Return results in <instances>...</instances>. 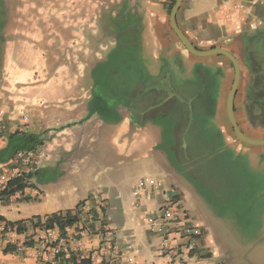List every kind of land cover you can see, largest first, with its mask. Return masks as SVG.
<instances>
[{"label":"crops","instance_id":"1","mask_svg":"<svg viewBox=\"0 0 264 264\" xmlns=\"http://www.w3.org/2000/svg\"><path fill=\"white\" fill-rule=\"evenodd\" d=\"M175 2L0 0V55L31 44L41 49L46 72L55 52L59 61L66 60L63 53L79 54L74 61L82 66L81 47L89 42L92 84L114 82L120 68L127 85L134 84L106 114L85 118L90 100L83 107L80 94L36 109L24 132L42 134L37 148L46 158L26 192L40 195L0 199V215L12 222L44 218L101 198L104 223L94 226L106 232L84 237L80 254L92 256V264H163L156 257L160 236L151 231L148 215L158 212L164 198L139 191L160 179L179 195L188 222L203 231V264H264V145L236 136L228 115L235 66L224 54L188 51L171 26ZM177 23L199 50L223 48L236 58V121L246 135L264 139V0H183ZM18 65L24 71L12 74L16 81L30 74L46 78L40 83L83 82L79 75L38 77L27 70L29 62ZM154 83L158 89L145 88ZM5 110L8 132L20 118ZM7 132L0 153L10 141ZM240 217L251 222L239 223ZM70 245L78 248L73 240ZM0 264L55 263L0 248Z\"/></svg>","mask_w":264,"mask_h":264},{"label":"built area","instance_id":"2","mask_svg":"<svg viewBox=\"0 0 264 264\" xmlns=\"http://www.w3.org/2000/svg\"><path fill=\"white\" fill-rule=\"evenodd\" d=\"M6 110L0 107V137L7 130ZM29 120L28 115L23 116L24 124ZM46 158L43 149L20 150L8 160L0 171V191L6 187L7 182L22 172H33L40 169ZM30 182V179L27 180ZM150 188L142 186L139 191L147 193L154 192L164 198L163 204L159 206L155 215L149 216V224L152 232L160 236L156 249V257L163 264H203L205 255L201 251L200 238L203 231L189 223L188 212L180 206L179 195H172L171 190L166 188L160 179H151ZM29 187V186H28ZM27 188V187H26ZM26 188L19 193L22 198H36L40 194L26 192ZM16 193V194H17ZM97 199V198H96ZM100 207L103 200L98 199ZM89 204L83 205V213L89 211ZM100 209V208H99ZM97 231L100 229H97ZM94 234L88 222L81 221L71 226L60 229L59 226L52 228L37 227L31 231L20 233L16 225H10L6 221H0V248L13 247L18 252H33L36 257L46 263L58 264L61 254L67 257L73 251L81 255L79 248L84 237ZM73 240L78 248H72L70 241ZM112 240L107 241L112 247ZM32 243L30 246L29 244ZM207 252V254H209ZM82 256V255H81ZM92 258V256H90ZM58 258V259H57Z\"/></svg>","mask_w":264,"mask_h":264},{"label":"rangeland","instance_id":"3","mask_svg":"<svg viewBox=\"0 0 264 264\" xmlns=\"http://www.w3.org/2000/svg\"><path fill=\"white\" fill-rule=\"evenodd\" d=\"M95 28L97 29L96 25ZM89 38V37H88ZM13 44H10L12 46ZM2 48V45H1ZM10 49V48H9ZM7 49V52L0 55V106L3 105L4 108L6 107L9 109V111L14 115L13 119L20 118V122L18 124H15L13 126L12 131L5 133H13L17 130L24 131L25 129H28V125L24 124L23 122V116L28 115L30 118V115L35 113L36 109H43V108H53L58 107L60 102H64V99H68L70 97H73L75 94L81 95L82 97V104L83 107H86L89 100L93 97V87L96 91H100L103 93L106 97V100L110 102H114L117 97V92L127 91V83L125 82L123 76H122V69H116L115 74L113 75L114 82H111L112 78H109L110 81L106 83H94L91 82V68L88 64H90L89 61H86L87 59H91V51H90V45L88 42V46L81 47V53L83 57V65L78 66L75 64V61L78 62V59L80 58L79 54L74 55L75 52H67L64 55H67L65 61H59V57L57 56L59 52H55L56 60H52L50 63L49 61L45 62V71H42V54L41 49L36 51L35 47L31 44H20V46H13L12 50L10 51ZM38 49V48H37ZM105 53H100L99 55L103 56ZM117 54V53H116ZM5 55V59H4ZM10 57V58H9ZM81 57V58H82ZM24 60V61H23ZM22 62H29L30 66L27 68L29 72H37L38 77H42V75H62L64 77L69 76H81L83 78V82L80 84H74V83H40L39 80H46V78H33L30 74L28 77L24 76L22 79L16 81L13 73H15L16 70H23L24 68H19L18 63ZM66 64V65H65ZM35 67V68H33ZM125 87V89H124ZM17 117V118H16ZM13 121V120H11ZM48 130V129H45ZM4 133V135H5ZM3 135V136H4ZM1 171V169H0ZM90 202V201H89ZM89 204V211L91 210H98L100 211L102 207H100L99 202H95L93 204ZM100 208V209H99ZM104 209V208H103ZM86 215V212L84 213ZM240 216L243 214L239 213ZM99 220L104 223V219L102 218V212L99 214ZM89 225L92 223V213L89 215ZM103 219V220H102ZM239 223H250L249 219L240 217ZM97 221V220H95ZM95 223V222H94ZM99 231L94 232L95 233H104L106 232V229L104 227L99 228ZM105 236V235H104ZM109 241V240H108ZM105 243V241H103ZM112 242V241H111ZM37 259H39L37 257ZM40 260V259H39ZM41 261V260H40ZM44 262V261H42ZM46 263V262H44Z\"/></svg>","mask_w":264,"mask_h":264},{"label":"trees","instance_id":"4","mask_svg":"<svg viewBox=\"0 0 264 264\" xmlns=\"http://www.w3.org/2000/svg\"><path fill=\"white\" fill-rule=\"evenodd\" d=\"M101 83V82H98ZM133 83H129L127 85V91L117 92V99L114 102H110L106 100V97L103 93H101L99 90L96 91L93 87V97L89 102L88 108L89 112L88 115L85 118L90 117L95 112H101L106 114L107 112L114 111L120 104H122L123 99L129 94L128 90H132ZM156 83L147 85L145 88H149L150 86H153L152 89H158L157 86H155ZM125 89V87H124ZM145 89V90H146ZM129 99L126 100L127 103H129ZM135 102L137 100H132L131 107L134 106ZM153 106V104H152ZM41 133H25L24 131L17 130L10 134V141L8 142L7 146L2 150L0 153V161L1 162H7L10 160L16 152L20 150H29V149H37L40 145L43 144V138ZM42 169H37L33 172H22L18 175L11 178L8 182L6 187H4L0 191V199H6L10 198L11 196L15 195L17 192L24 190L26 187L31 186V183L28 182V179H31L33 176H37ZM85 204V201H82L79 203L77 209L75 212L72 211H60L55 212L51 215H47L44 218L42 217H35L33 219L28 220H21V221H8L3 216L0 215V221H6L10 225H16L17 229L20 233H24L27 231H31L32 229H36L37 227H45V228H52L53 226H59L60 229H65L67 226L74 225L76 223H79L81 221H84L85 223L89 221V215L92 213V223H90V227L93 232H96L94 222L95 220H99V214L100 212H103V208H101L100 211L98 210H91L87 211L86 215L83 213V205ZM29 244V243H28ZM30 246L32 243L29 244ZM6 252H13L15 251V248L6 247L3 249ZM58 259V258H57ZM58 264H92V258L89 257H83L81 255H76L73 251L70 253V255L67 257L64 254H61L58 259Z\"/></svg>","mask_w":264,"mask_h":264},{"label":"water","instance_id":"5","mask_svg":"<svg viewBox=\"0 0 264 264\" xmlns=\"http://www.w3.org/2000/svg\"><path fill=\"white\" fill-rule=\"evenodd\" d=\"M183 0H176L172 12H171V16H170V22H171V26L173 28V30L175 31V33L177 34V36L179 37V39L182 41V43L184 44V46L188 49V51L192 54L195 55H199V56H204V55H210V54H224L226 56H228L234 66H235V80H234V84L233 87L230 91L229 94V99H228V115H229V119L230 122L232 124V127L234 129V132L236 134V136L242 140L243 142L250 144V145H254V146H262L264 145V139H257V138H253L250 137L248 135H246L239 127L237 121H236V117L234 114V98L236 95V91H237V87H238V83L240 80V67L238 64V61L236 60V58L226 49L223 48H212L209 50H199L197 47L194 46V44L189 40V38L184 34V32L180 29V27L178 26L177 23V12L180 9L181 5H182Z\"/></svg>","mask_w":264,"mask_h":264}]
</instances>
